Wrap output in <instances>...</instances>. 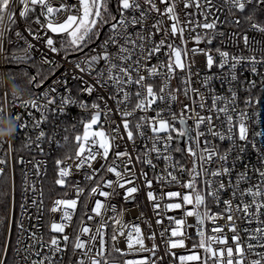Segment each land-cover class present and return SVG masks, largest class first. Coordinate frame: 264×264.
I'll list each match as a JSON object with an SVG mask.
<instances>
[{
    "label": "snow or ice",
    "instance_id": "1",
    "mask_svg": "<svg viewBox=\"0 0 264 264\" xmlns=\"http://www.w3.org/2000/svg\"><path fill=\"white\" fill-rule=\"evenodd\" d=\"M225 7L234 16L242 15L254 32L264 34V21L256 19L258 12H264V0H220L219 3L217 0H60L56 5L52 0H0V42L8 27L16 25L21 18L34 17L33 23L38 26L29 25L25 31L32 40L39 42V48L29 42L22 31L15 32L17 39L25 41L26 45L24 56L14 57L18 63L32 61L35 52L42 63L55 68L68 63L70 55L76 56V63L72 65L75 74L56 81V85L68 93L59 98V104L57 97L52 95L57 92V86L43 95L44 103L37 100L24 103V107L36 109L41 114L40 119H36L32 112L28 113L32 117L31 128L37 130V135L35 140L28 137L25 147L35 144L43 151L40 143L46 139L52 142L53 138L47 137L41 127L44 121H49L48 113H64L73 104L92 110L90 117L80 122L83 130L74 137V154L55 161L54 183L60 188L71 185L75 197L53 201L49 211L61 215L59 222L53 219L50 223L48 240L40 231L39 223L31 230L25 229L23 224L18 225L21 235L16 241V255L22 264H57V257L70 245L74 254L79 253L76 264L89 261L102 264V259L95 257H103L109 240L115 250L120 251L117 245L121 237L128 252H149L155 257L159 250L155 242L157 235L162 239L164 255L172 256L179 264H264V251H257L264 250V150H259L261 155L258 156L262 167L249 168L244 164V170L233 176L235 161L242 160L241 154L251 143L249 117L239 107L237 90L230 87L228 94L222 96L210 86L214 79L231 85L238 80L237 66L245 64L264 85V72L260 71L264 68V41L244 34L242 39L248 55H244L243 50L240 55H232L217 48L218 61L211 49L201 48V43H212L218 24L223 23L219 13ZM60 16L62 19H57ZM232 23L239 26V16ZM52 34L63 36L59 47ZM189 43L194 47L189 48ZM49 53L57 56L63 53V56L55 60L49 58ZM199 55L205 57L208 72L216 67L222 74L202 77L199 71H193L195 57ZM84 76L90 82H85ZM70 79L84 84L81 92L89 96L95 93L96 98L90 105L72 97L68 88ZM41 82L36 76L29 78L34 86L38 87ZM194 82L197 86H193ZM256 87L255 80H248L245 91ZM254 102L258 103V99L254 101L249 92L243 103L247 107ZM4 112L0 107V122L4 121ZM21 119L20 115L7 119V136L14 138L17 129L28 127L16 123ZM0 136H4L3 129H0ZM224 141L228 146L222 148L219 142ZM4 143L8 144V149L0 155V183L7 179L5 168L10 165L13 151L11 139L0 140V148ZM251 147L257 148V145L251 143ZM174 153L180 158L176 159ZM186 157L190 158L191 167L181 162ZM69 160L73 163L69 164ZM19 162L23 163V158ZM158 162L164 164L159 173ZM146 169L153 173L152 178ZM104 171L115 180L101 175ZM250 172L258 177L256 183L252 182ZM77 174H82L87 182L97 181L99 177V182L90 188L89 197L98 195L105 200L96 199L90 209L87 204L83 205L82 225L86 217L87 221H96V226H81L72 240L66 228L86 191L80 181L73 183L68 179ZM137 180L148 189L147 200L157 217L155 225L160 226L157 233L141 213L139 218L149 229L146 237L139 225L125 224L113 217V227L102 214L115 211L107 201L116 188L124 189L125 201L134 200L133 194L140 190ZM154 183L159 186L158 195ZM170 186L186 191H166ZM104 188L112 189L113 193ZM209 201L215 210L209 207ZM41 208L42 202L38 211ZM171 211H181L183 215L180 218L167 216ZM188 217H194L195 223L188 224ZM40 219L37 216V221ZM208 223L212 224L211 235L206 234ZM11 225L10 220L9 237L3 244L0 264H6L12 247ZM106 228L111 229L107 239ZM187 229H193L198 239L188 250L190 254L177 256L171 250L185 248V241L192 239ZM225 229L232 233L230 237ZM145 239L152 241L150 248L146 247ZM93 248L96 249L94 256ZM158 260L163 261V256L129 260L126 264H157Z\"/></svg>",
    "mask_w": 264,
    "mask_h": 264
},
{
    "label": "built area",
    "instance_id": "2",
    "mask_svg": "<svg viewBox=\"0 0 264 264\" xmlns=\"http://www.w3.org/2000/svg\"><path fill=\"white\" fill-rule=\"evenodd\" d=\"M220 0H217L219 3ZM54 5L59 4L60 0H52ZM251 11V8L249 9ZM220 20L223 23L218 24L214 38L210 45L206 43H201L199 46L201 48H209L212 50L213 56L218 61V56L215 49L221 48L224 51H228L232 55H248V51L244 48V43L242 36L247 34L250 38H255L257 41H264V34H259L254 32L251 29L250 22L245 21L242 15L237 13L236 16L228 12L227 7L221 13H219ZM239 16L241 23L239 26L232 23L234 19ZM57 19H62V16L57 17ZM256 19L259 21H264V12H258ZM34 17L24 20L23 18L17 21L16 25H11L8 27V30L5 32V36L2 42H0V107L5 109L3 113L4 121L0 122V129L4 130V136H0V140L8 141L12 140V155L11 162L9 167L5 168L7 173V179L5 180L8 186L7 202H6V211L4 218L0 219V255L3 253V244L5 240L9 237V221L11 220V238L10 243L12 247L9 249L7 254L6 264H22V261L16 255V241L21 235L18 225L23 224L25 229L31 230L33 226L37 223L41 225L40 231L44 233L45 240H48L49 237V225L55 219L59 222L60 212L52 213L49 209L53 206V201L56 199H72L75 197V193L71 185L60 188L54 183L56 178V159H63L65 156H71L75 151V141L74 137L77 134H80L83 130L82 120H87L92 110H84L79 107V104L69 105L64 113H48L49 121H44L41 124V127L46 133L47 137H52V142L49 143L47 139L40 143L39 147L43 148V151H39L35 144L31 147H25L28 143V137H31L35 140L37 135V130L31 128L32 117L28 115L29 112H32L36 119H40V112L36 109L30 107H24L25 102H30L32 100H37L38 103H44L43 95L49 93V89L56 85V81L74 75V70L72 65L76 63V56L70 55L68 57V63H61L58 67L53 68L50 64H45L41 62V58L35 52L32 53V61L27 63H18L14 57L24 56L23 48L26 46L25 41L18 40L15 36L16 31H22L27 37L29 42L35 43L37 47H40L39 42L32 40V37L28 35L25 29L31 25L33 28L38 26L33 23ZM43 22L44 18L41 17ZM7 23V21H5ZM237 35H233V34ZM51 34V33H50ZM53 35V34H52ZM55 38V36H54ZM9 47L12 50H9ZM57 47H59L57 45ZM189 48L194 47L192 43H189ZM63 53L60 56H57L55 53H49V58L55 60H61ZM163 59V57H161ZM195 66L193 71H199L201 76L211 75L213 73L221 75L219 69L213 67L211 72H208L206 69L205 57L199 55L195 57ZM156 61H153L155 63ZM12 64H19L29 66L31 65V76H36L38 80L42 81L39 86H34L30 84L29 80L26 84V87L21 91V93L14 94L11 89V77L10 70ZM261 72H264V68L260 69ZM236 74L238 77L237 81H233L230 85L227 81L221 82L218 79L211 81V87L215 89V92L219 95H227L228 89L230 87L237 90L240 100L239 107L243 109L248 114V126L250 129L249 140L251 143H255L257 148H252L251 143H249L248 150L241 154L242 160L235 161L236 168L234 170L233 176L235 177L236 173L242 172L244 170V164H247L249 168H260L262 167L258 156L261 155L259 150H264V85L261 84L260 78L253 75L249 71L248 65H238ZM195 81V78H193ZM248 80H255L257 87L245 91ZM85 82H90L87 76H84ZM173 87H175L176 81L173 80ZM193 86H197L194 82ZM84 87V84L80 83L78 80H69L68 88L71 89V95L77 101H84L89 105L95 100V93L92 96H89L87 93L81 92L80 89ZM249 92L254 101L258 99V103L254 102L250 106H245L243 100L249 95ZM51 94V93H50ZM57 97V104H59V98L64 95H68L63 87L57 86V92L55 94ZM39 97V99H37ZM181 100H184L183 96L180 97ZM187 103V101H184ZM178 110V108L176 109ZM20 115L22 119L16 121L17 124L24 123L28 127L24 129H17V133L14 138L7 136L9 131L8 118H14L15 116ZM114 118H117L114 116ZM101 121H104V118L101 117ZM191 123V121H189ZM75 126V127H74ZM105 124V128H107ZM260 132L261 135L256 136L255 133ZM67 137V140H65ZM221 147H227L228 142H219ZM8 149V144L4 143L3 147L0 148V155ZM235 153H233V156ZM176 159H179V154H175ZM23 158V163H20V159ZM111 159V155L109 157ZM182 163H185L186 166L191 167L190 158L186 157ZM232 161H230L231 163ZM69 164L73 161L69 160ZM98 167V165H96ZM2 167V166H0ZM163 162H158L157 173L159 169L163 168ZM149 171V177L152 178L153 173ZM252 182L256 183L258 177L253 173ZM106 179L111 178L115 180V177L106 171L102 172ZM73 183L75 181L81 182V187L86 189L85 193L80 197V203H78L76 214L73 216V219L70 225L66 228V234L70 236L72 240L77 236L81 226H89L95 228L96 221H87L84 217V222L82 225L81 217L84 213L83 205L87 204L89 209L94 205L96 199H100L102 202L105 200L104 197L98 195H93L89 197V190L91 187L95 186L99 182V177L97 181L87 182L83 180L82 174H77L73 177L68 178ZM186 181L188 179L187 175L183 177ZM136 185L140 187V190L137 193H134L135 199H129L125 201L124 199V189L116 188L115 193L110 188H104V191L113 193L109 198L107 203L115 207V211L103 212V216L108 219L109 225H114L113 217L120 219L122 223L125 224H135L139 225L142 233L145 237L148 235L149 229L147 223L140 219L141 213L144 214V219L151 222L153 225V230H160V226L155 225L156 216H154L152 211L151 202L147 200V191L148 189L143 186L141 180L136 181ZM132 185H126V187H131ZM115 187V185H114ZM153 187L157 190V195L159 194V186L153 184ZM166 191H186L180 189L178 186H170L165 189ZM42 193V195H41ZM225 199L227 196L224 197ZM36 201V203H33ZM42 202V208L38 211V205ZM165 203L169 201H164ZM107 206V205H106ZM209 207L215 210V206L209 201ZM167 216H175L180 218L183 213L181 211H171L166 214ZM37 216H40L41 219L37 221ZM100 218L98 217L97 220ZM188 224H194L195 218L188 217ZM219 224H224L225 221H217ZM164 226H168V221L165 218ZM209 231L207 235H211L210 229L212 227L211 223L207 225ZM106 236L110 235L111 229H104ZM127 233V229L125 230ZM225 232L230 237L231 232H228L225 229ZM188 235L192 236L191 240L185 241V248H176L172 249V252H175L177 256L179 255H188L189 249H192L193 242L198 239L196 237L193 229H187ZM58 235V234H53ZM124 238L121 237V242L117 245L121 250L116 251L112 245V242L109 240L106 248L104 249L103 257H95L102 259V264H126L129 260H139L145 257L149 259H157L160 256H163V261L157 262V264H179V261L173 258L170 255H164V245L162 239L157 235L156 244L159 246V250L156 253V256L153 257L149 252L137 251V252H128L126 244L123 242ZM146 247H151L152 241L145 239L144 241ZM196 251L202 252V250L197 249ZM257 251H264L262 249H257ZM96 249L93 248L92 255L94 256ZM79 258V253L74 254L72 252L71 245L69 248L57 257V264H76V260ZM35 259V257H33ZM90 264V261L88 262ZM190 264H198V262H190Z\"/></svg>",
    "mask_w": 264,
    "mask_h": 264
},
{
    "label": "trees",
    "instance_id": "3",
    "mask_svg": "<svg viewBox=\"0 0 264 264\" xmlns=\"http://www.w3.org/2000/svg\"><path fill=\"white\" fill-rule=\"evenodd\" d=\"M32 18V17H31ZM59 46V43L57 42ZM9 50H12L9 47ZM31 65H19L12 64L10 70L11 77V89L14 94L21 93V91L26 87L29 78L31 77ZM27 73V75L25 74ZM7 194H8V186L6 181L4 183H0V219L4 218V214L6 211V202H7Z\"/></svg>",
    "mask_w": 264,
    "mask_h": 264
},
{
    "label": "rangeland",
    "instance_id": "4",
    "mask_svg": "<svg viewBox=\"0 0 264 264\" xmlns=\"http://www.w3.org/2000/svg\"><path fill=\"white\" fill-rule=\"evenodd\" d=\"M53 35L55 36V39H56V41L58 43H60V41L63 39V36L62 35H55V34H53Z\"/></svg>",
    "mask_w": 264,
    "mask_h": 264
},
{
    "label": "water",
    "instance_id": "5",
    "mask_svg": "<svg viewBox=\"0 0 264 264\" xmlns=\"http://www.w3.org/2000/svg\"><path fill=\"white\" fill-rule=\"evenodd\" d=\"M181 146H183V142L181 143Z\"/></svg>",
    "mask_w": 264,
    "mask_h": 264
}]
</instances>
